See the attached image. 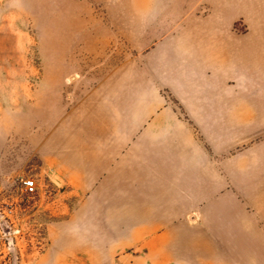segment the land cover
<instances>
[{
    "label": "crops",
    "instance_id": "obj_1",
    "mask_svg": "<svg viewBox=\"0 0 264 264\" xmlns=\"http://www.w3.org/2000/svg\"><path fill=\"white\" fill-rule=\"evenodd\" d=\"M176 1L103 0L137 53L42 149L49 171L86 199L56 227L57 252L35 264H114L132 247L144 249L134 264H264V211L251 193L264 184L252 173L264 177V144L248 149L244 180L235 158L223 159L238 142L242 101L245 136L264 133V0H197L211 13L198 17L172 15ZM241 19L252 33L233 31Z\"/></svg>",
    "mask_w": 264,
    "mask_h": 264
},
{
    "label": "rangeland",
    "instance_id": "obj_2",
    "mask_svg": "<svg viewBox=\"0 0 264 264\" xmlns=\"http://www.w3.org/2000/svg\"><path fill=\"white\" fill-rule=\"evenodd\" d=\"M196 3L198 7L188 9L184 0H178L172 15L211 14L194 0ZM252 30L243 19L233 25L241 36ZM121 36L109 21L103 0H0V230L4 229L0 264H35L47 253L57 252L56 227L67 224L85 201V195L49 171L42 149L70 110L115 67L137 53L136 45ZM258 79L259 83L264 80ZM244 81L238 79L239 96L245 95ZM238 107V142L223 153V159L233 156L235 176L244 180L248 149L264 144V133L245 136L250 116L245 114L244 101ZM252 169L254 180L264 179L258 169ZM27 178L37 181L34 195L24 192ZM251 193L255 209L261 213L264 184L255 185ZM143 250L122 249L113 262L134 264ZM61 264L84 263L66 260Z\"/></svg>",
    "mask_w": 264,
    "mask_h": 264
},
{
    "label": "built area",
    "instance_id": "obj_3",
    "mask_svg": "<svg viewBox=\"0 0 264 264\" xmlns=\"http://www.w3.org/2000/svg\"><path fill=\"white\" fill-rule=\"evenodd\" d=\"M23 189L27 195H34L35 193H37V190H38L37 181L34 178L24 179L23 180ZM2 218L3 217L0 218V221L2 220ZM3 231H4V229L0 230V236H2Z\"/></svg>",
    "mask_w": 264,
    "mask_h": 264
},
{
    "label": "water",
    "instance_id": "obj_4",
    "mask_svg": "<svg viewBox=\"0 0 264 264\" xmlns=\"http://www.w3.org/2000/svg\"><path fill=\"white\" fill-rule=\"evenodd\" d=\"M8 230L10 231L11 229H10V228H8Z\"/></svg>",
    "mask_w": 264,
    "mask_h": 264
}]
</instances>
